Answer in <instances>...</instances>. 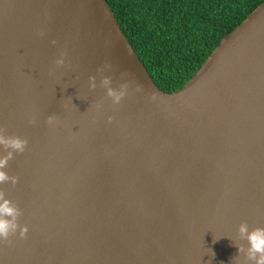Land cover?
<instances>
[{
  "label": "water",
  "instance_id": "water-1",
  "mask_svg": "<svg viewBox=\"0 0 264 264\" xmlns=\"http://www.w3.org/2000/svg\"><path fill=\"white\" fill-rule=\"evenodd\" d=\"M0 130L27 141L0 145L18 211L0 264H252L237 246L241 223L264 228V2L167 93L105 0H0Z\"/></svg>",
  "mask_w": 264,
  "mask_h": 264
},
{
  "label": "trees",
  "instance_id": "trees-1",
  "mask_svg": "<svg viewBox=\"0 0 264 264\" xmlns=\"http://www.w3.org/2000/svg\"><path fill=\"white\" fill-rule=\"evenodd\" d=\"M158 88L180 90L264 0H105Z\"/></svg>",
  "mask_w": 264,
  "mask_h": 264
},
{
  "label": "clouds",
  "instance_id": "clouds-1",
  "mask_svg": "<svg viewBox=\"0 0 264 264\" xmlns=\"http://www.w3.org/2000/svg\"><path fill=\"white\" fill-rule=\"evenodd\" d=\"M57 63L61 61L57 60ZM107 85L109 81L104 80ZM109 95L113 97L115 102H119L123 93H117L113 90H109ZM111 119V118H109ZM52 118H49L51 122ZM32 121L30 120L29 123ZM27 141L18 136H6L2 134L0 130V145H4L6 148H10L13 151L20 153L23 152L26 147ZM12 157V152L4 157H0V169H3L8 160ZM10 178L4 171H0V182L9 180ZM15 182V178H11ZM18 211L15 207L10 205V202L3 197V193H0V242L7 241L10 234L14 233L17 229L15 218ZM6 217H11L7 219ZM238 232L241 238L246 240L247 248L243 246H237V252L245 251L247 260L252 264H264V228H254L249 230L246 223H241L238 228ZM27 233V228H21L19 236L23 238Z\"/></svg>",
  "mask_w": 264,
  "mask_h": 264
}]
</instances>
